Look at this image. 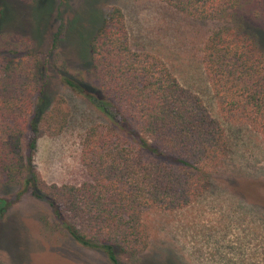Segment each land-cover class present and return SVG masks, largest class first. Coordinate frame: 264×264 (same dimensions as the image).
Segmentation results:
<instances>
[{
	"label": "trees",
	"instance_id": "1",
	"mask_svg": "<svg viewBox=\"0 0 264 264\" xmlns=\"http://www.w3.org/2000/svg\"><path fill=\"white\" fill-rule=\"evenodd\" d=\"M68 1L0 0V179L21 184L0 201L5 209L30 192L79 243L113 264H140L151 239L145 215L188 208L207 194L231 155L230 138L164 57L133 44L122 7L99 6L82 24L65 17ZM159 1L219 23L200 49L219 113L264 139V0ZM54 26L51 47L40 52ZM61 47L78 54L62 59ZM50 67L109 120L84 133L80 184L47 185L34 161L40 130L58 135L69 122L63 96H52Z\"/></svg>",
	"mask_w": 264,
	"mask_h": 264
},
{
	"label": "rangeland",
	"instance_id": "2",
	"mask_svg": "<svg viewBox=\"0 0 264 264\" xmlns=\"http://www.w3.org/2000/svg\"><path fill=\"white\" fill-rule=\"evenodd\" d=\"M31 1L18 0V4ZM84 2L69 0L65 17L87 24L99 6L107 12L112 6L122 7L133 44L164 57L182 84L203 97L230 138L231 155L207 194L188 208L145 215L151 239L140 264H264V196L259 194L264 191V139L250 127L221 117L200 59L204 38L219 23L186 17L159 0ZM59 24L56 20L55 26ZM55 26L42 35L40 52L51 47L50 30ZM61 50L62 59L78 54L76 49ZM73 64L76 68L79 61ZM48 74L52 96L56 101L63 96L60 106L69 113V122L58 135L40 130L34 161L47 185L80 184L87 179L80 158L84 133L89 126L109 120L65 86L53 67ZM20 189L19 182L0 179V199H13ZM0 264L113 263L103 250L76 241L57 221L52 207L27 192L5 209L0 201Z\"/></svg>",
	"mask_w": 264,
	"mask_h": 264
}]
</instances>
